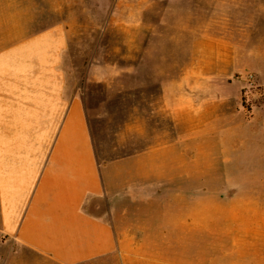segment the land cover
Returning a JSON list of instances; mask_svg holds the SVG:
<instances>
[{
	"label": "rangeland",
	"instance_id": "374dc122",
	"mask_svg": "<svg viewBox=\"0 0 264 264\" xmlns=\"http://www.w3.org/2000/svg\"><path fill=\"white\" fill-rule=\"evenodd\" d=\"M58 22L69 30L66 73L88 88L106 157L150 143L146 128L166 123L161 86L182 76L216 84L222 125L249 132L241 180L224 189L209 178L183 210L150 207L124 251L85 264H264V0H0V49ZM109 206L97 202V214L110 219ZM37 259L0 238V264Z\"/></svg>",
	"mask_w": 264,
	"mask_h": 264
},
{
	"label": "crops",
	"instance_id": "0c3cea01",
	"mask_svg": "<svg viewBox=\"0 0 264 264\" xmlns=\"http://www.w3.org/2000/svg\"><path fill=\"white\" fill-rule=\"evenodd\" d=\"M69 47L67 24L58 22L0 49V238L41 264H85L124 251L150 207L183 210L209 178L230 188L249 159L238 153L240 144L248 148L247 126L220 122L216 84L184 76L162 84L166 123L146 128L150 143L106 157L88 88L66 73ZM197 87L207 92L202 105ZM99 201L110 205V219L97 214Z\"/></svg>",
	"mask_w": 264,
	"mask_h": 264
}]
</instances>
